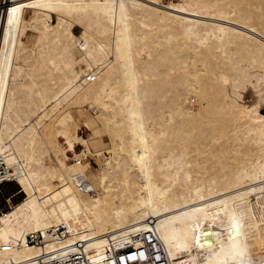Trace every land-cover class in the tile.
<instances>
[{
    "label": "bare ground",
    "instance_id": "obj_1",
    "mask_svg": "<svg viewBox=\"0 0 264 264\" xmlns=\"http://www.w3.org/2000/svg\"><path fill=\"white\" fill-rule=\"evenodd\" d=\"M263 106L264 0H0V264H264Z\"/></svg>",
    "mask_w": 264,
    "mask_h": 264
},
{
    "label": "built area",
    "instance_id": "obj_2",
    "mask_svg": "<svg viewBox=\"0 0 264 264\" xmlns=\"http://www.w3.org/2000/svg\"><path fill=\"white\" fill-rule=\"evenodd\" d=\"M0 175L2 173H5L6 169L4 165L0 164ZM78 178L80 179L79 187L82 190H88L91 189V186L89 185V182L87 179L82 177V175H78ZM14 179H7L0 182V185L8 182H14ZM3 182V183H2ZM1 191V186H0ZM64 227H60L54 231L51 232L52 236H55L57 238H64ZM60 234V236L58 235ZM28 242L31 244L37 243L38 239L40 241H43L45 236L43 233H31L27 236ZM142 238V236H141ZM143 239L145 240V236H143ZM160 242L156 240H152V242H146V249L148 250L149 254H145L147 252L142 249H138L136 247L130 246L123 249H116L113 253L112 259L110 262L112 264H144L145 262L149 260H155L156 258H161V253L159 249ZM155 256H152V255ZM41 264H91L90 259L88 258L85 246L80 242L78 245L73 248H67L64 251H60L58 253H51L46 255L45 257H42L40 259ZM15 264V263H12Z\"/></svg>",
    "mask_w": 264,
    "mask_h": 264
},
{
    "label": "rangeland",
    "instance_id": "obj_3",
    "mask_svg": "<svg viewBox=\"0 0 264 264\" xmlns=\"http://www.w3.org/2000/svg\"><path fill=\"white\" fill-rule=\"evenodd\" d=\"M163 2H169V1H179V0H162ZM77 33L80 32V28H77ZM244 100L247 104H253L256 103L258 100L257 92L250 88L247 92H244ZM197 106V105H196ZM262 111L264 112V106L262 108ZM86 114V115H85ZM85 116H90L88 110H84ZM80 129L78 130L79 134L85 138H89V134H91V131L85 126L84 121L79 122ZM105 143V149L103 152H106L110 148V142L107 136H104ZM82 149L81 146L77 147V151H80ZM106 153H104V156ZM71 156H73L71 154ZM69 162H74L72 158L69 160ZM98 163L100 164V161H95V159H90V165L88 167V171L94 172L98 168ZM1 186L0 191V215H2V212L8 211L13 204H16L17 202L21 201L24 197V193L19 192V185L16 182H8L4 183ZM11 199V201H9ZM11 204H10V203Z\"/></svg>",
    "mask_w": 264,
    "mask_h": 264
}]
</instances>
